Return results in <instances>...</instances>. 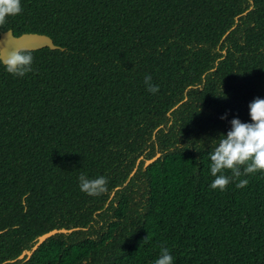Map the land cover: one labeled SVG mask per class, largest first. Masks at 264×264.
I'll return each instance as SVG.
<instances>
[{"label": "trees", "instance_id": "1", "mask_svg": "<svg viewBox=\"0 0 264 264\" xmlns=\"http://www.w3.org/2000/svg\"><path fill=\"white\" fill-rule=\"evenodd\" d=\"M10 30L63 51L28 52L23 77L0 60V264H152L161 247L264 264V174L220 192L208 171L213 139L264 98V0H22ZM82 173L106 191L85 195ZM61 229L79 230L13 262Z\"/></svg>", "mask_w": 264, "mask_h": 264}, {"label": "clouds", "instance_id": "2", "mask_svg": "<svg viewBox=\"0 0 264 264\" xmlns=\"http://www.w3.org/2000/svg\"><path fill=\"white\" fill-rule=\"evenodd\" d=\"M22 0H0V25L8 17L19 15ZM33 57L28 52H14L3 62V69L14 77H23L32 71ZM146 91L159 92V86L152 83V77L145 74L143 80ZM250 122L232 118L230 129L220 133L208 152V171L212 180L211 190L223 192L229 184L237 189L248 184L247 177L264 174V98H256L248 105ZM227 119V114L220 117ZM79 189L85 195L96 197L106 191L107 179L104 176L91 178L85 174L78 177ZM152 264H174V257L167 247H161Z\"/></svg>", "mask_w": 264, "mask_h": 264}, {"label": "water", "instance_id": "3", "mask_svg": "<svg viewBox=\"0 0 264 264\" xmlns=\"http://www.w3.org/2000/svg\"><path fill=\"white\" fill-rule=\"evenodd\" d=\"M45 48H49L52 51L56 50H62V48L56 46L53 42V40L46 36V35H40V34H24L20 37L14 36L13 31H8L0 36V60L1 62H5L12 53L14 52H34L39 51ZM180 105L176 106L174 110H176ZM160 155H157L152 160H149L145 164V168L153 164L159 159ZM140 161H138L135 170L131 174L130 178H132L139 167ZM79 229H73V230H53L51 232H48L42 236H40L34 245V247L30 251H25L18 257V259L14 260L13 262H16L17 260H29L34 253L50 238L59 235V234H72L74 231H77Z\"/></svg>", "mask_w": 264, "mask_h": 264}]
</instances>
